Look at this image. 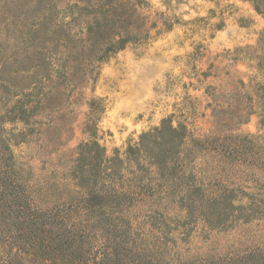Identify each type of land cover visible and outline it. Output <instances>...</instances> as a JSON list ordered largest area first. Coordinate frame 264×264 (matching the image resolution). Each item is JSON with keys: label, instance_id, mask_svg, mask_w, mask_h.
Wrapping results in <instances>:
<instances>
[{"label": "rangeland", "instance_id": "rangeland-1", "mask_svg": "<svg viewBox=\"0 0 264 264\" xmlns=\"http://www.w3.org/2000/svg\"><path fill=\"white\" fill-rule=\"evenodd\" d=\"M164 121L186 128L173 157L155 149L167 176L127 156ZM94 142L139 195L127 240L62 235L61 257L264 264V0H0V229L27 231L29 210L69 213L70 174ZM189 184L222 215L190 204Z\"/></svg>", "mask_w": 264, "mask_h": 264}, {"label": "trees", "instance_id": "trees-1", "mask_svg": "<svg viewBox=\"0 0 264 264\" xmlns=\"http://www.w3.org/2000/svg\"><path fill=\"white\" fill-rule=\"evenodd\" d=\"M185 133L186 128H177L168 121H164L161 128L144 134L138 147H129L128 159L140 167L141 164L138 161L148 156L163 171L161 174L166 175L165 169H168L166 157L163 158L157 154L155 149L159 144L168 145L169 153L167 154L173 153V157L175 152L178 153L177 150L185 139ZM122 164V159L117 156L107 158L104 149L97 142L82 145L76 166L70 174L75 181L79 197L63 205H68L69 213L66 209L56 213L39 209L29 210L28 214H25L27 216L24 217L30 223L27 231L7 235V231L1 228L0 264H15L14 260L18 257H23L33 264H84L81 257L60 256L63 247H54L53 243L61 242L62 235H67L66 240L63 241L65 243L73 245L74 238H78L79 241L88 244L87 241L92 236V232L93 235L97 234L100 229L105 234L106 244H108L107 241L111 244L110 235L115 233L112 236H116L117 232H120L121 236H116L115 243L123 244L127 240L125 214L131 208V204L137 201L139 195L131 179L123 175ZM190 188L193 192L190 195L192 197L189 198L190 204L194 203L200 208L208 206V209L218 206L219 211L216 215H222L225 209L221 206L227 205L223 200L206 198L195 184ZM196 195L200 199L196 200ZM20 218L22 219V216ZM36 224H39L40 228L35 227ZM160 239L161 237L156 238L158 248H162ZM119 246L122 248V245ZM14 249L18 250L19 254L14 252ZM100 255L99 264H106L109 258L108 252L101 251Z\"/></svg>", "mask_w": 264, "mask_h": 264}]
</instances>
